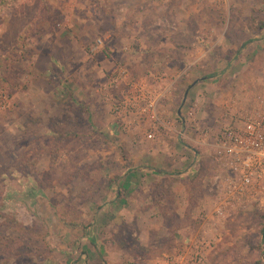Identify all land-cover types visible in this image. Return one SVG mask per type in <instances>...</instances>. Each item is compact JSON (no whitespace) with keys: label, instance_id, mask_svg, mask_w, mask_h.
<instances>
[{"label":"rangeland","instance_id":"obj_1","mask_svg":"<svg viewBox=\"0 0 264 264\" xmlns=\"http://www.w3.org/2000/svg\"><path fill=\"white\" fill-rule=\"evenodd\" d=\"M97 1L18 0L0 17V264H92L87 249L110 235L139 255L136 235L145 219L123 222L115 213L112 221L105 210L115 207L109 191L121 193L127 147L137 140L131 129H113L108 94L120 90L119 81L111 87L121 67L129 78L154 79L142 62L127 66V53L144 45L146 64L156 53L177 70L162 72L176 79L165 100L176 96L168 101L171 115L183 119L188 148L207 165L198 224L200 213L213 211L220 187L216 133L244 100L264 99V0H138L139 11L123 13L124 25L78 24ZM138 32L145 41L129 40ZM159 111L160 119L169 115ZM166 215L179 224L174 213ZM263 228L264 200L231 211L206 264H264Z\"/></svg>","mask_w":264,"mask_h":264},{"label":"crops","instance_id":"obj_2","mask_svg":"<svg viewBox=\"0 0 264 264\" xmlns=\"http://www.w3.org/2000/svg\"><path fill=\"white\" fill-rule=\"evenodd\" d=\"M127 1L129 2V0H98L99 3L89 6L88 18L78 17V24L84 21V23L88 22L90 25L99 27L106 22H110L112 26L124 25V12H127L128 15V12L130 13L135 9L139 11L138 0L132 4H128ZM172 7L175 8L176 6ZM169 34L171 35V33ZM140 35L139 32L132 33L129 40L135 37L137 41ZM164 37L165 42L175 48L171 39L166 35ZM126 38L127 36L121 40L124 41ZM140 40L145 41L146 37L141 35ZM141 48L134 54H126L127 61L125 63L128 64L127 66L131 67L130 64L132 63L135 64L134 68H138L139 63L142 62V69L146 72L149 71L148 73H151L152 76H156L158 73L162 74L163 71L171 72V74L177 71L171 69L169 60H165V56L158 57L159 55L156 53L146 64L143 60L144 57L140 54L141 52H144V56L151 54L145 50L141 51ZM185 59L186 56L183 58L182 64H184ZM188 60H190L189 56ZM111 61L108 60V62ZM190 64L191 62L185 67H189ZM175 69L177 68L175 67ZM209 79L213 78L210 77ZM151 80L154 81L153 78ZM203 83H195L194 86ZM175 97L168 101L173 103L176 100ZM168 101L164 100L159 108L162 113L165 111L169 115L165 119H161V124L153 125L160 128L157 136L151 141L148 140L149 143L146 142V134L150 125L131 122L133 129L131 128L130 132L137 139L135 145L131 144L127 147L128 158L131 163L121 171L119 182L121 193L111 189L109 191L111 202H115V207H113L112 202L105 208L106 211L110 212L112 221L115 213H122L121 221L123 222L129 218L145 219V228L137 232L136 235L138 237L136 240L143 247L140 251L141 254L130 256L128 249L114 242L112 235H110L105 244L96 247L103 255L104 263L98 260L94 246L87 249L90 259L93 261L92 264H154L163 252L172 250L183 241H187L199 229V224L195 221L194 215L199 213L201 209L200 203L203 200L201 196L203 192L201 193V191H204L206 187L207 177H204V172L207 170V165L204 161L199 163L202 153L196 154L188 148V130L184 127L183 119L178 118V113L175 117L171 115V103ZM166 105L167 108H163ZM184 140H187V143ZM152 188L153 190L156 189V194H153ZM195 190L200 191V194L195 195ZM196 199L198 203H196ZM117 201L120 204H117ZM150 203L153 204L150 205ZM152 213H157V215L152 216ZM167 213H174L179 224H169L166 220ZM109 233L112 231L110 230Z\"/></svg>","mask_w":264,"mask_h":264},{"label":"built area","instance_id":"obj_3","mask_svg":"<svg viewBox=\"0 0 264 264\" xmlns=\"http://www.w3.org/2000/svg\"><path fill=\"white\" fill-rule=\"evenodd\" d=\"M97 43L101 44V39ZM117 72L121 78L114 80L111 88L121 85L120 90L107 97L115 123L121 131L131 129L132 121L149 124L146 136L154 139L160 127L153 125L161 124L159 106L167 99L176 79L167 80L163 74H157L153 82L146 83L129 78L123 67ZM248 100L231 111L229 120L216 133L213 146L222 175L213 211L200 213L198 231L179 246L163 252L154 264H206L223 241L222 226L230 212L264 200V99L259 103Z\"/></svg>","mask_w":264,"mask_h":264},{"label":"trees","instance_id":"obj_4","mask_svg":"<svg viewBox=\"0 0 264 264\" xmlns=\"http://www.w3.org/2000/svg\"><path fill=\"white\" fill-rule=\"evenodd\" d=\"M17 1L18 0H0V17H2L5 14L7 15L8 12L13 8L14 3ZM25 27L22 29L23 31L25 30ZM23 31L20 32L19 36L21 35L22 37ZM261 234H262V241L264 243V228L261 230Z\"/></svg>","mask_w":264,"mask_h":264},{"label":"water","instance_id":"obj_5","mask_svg":"<svg viewBox=\"0 0 264 264\" xmlns=\"http://www.w3.org/2000/svg\"><path fill=\"white\" fill-rule=\"evenodd\" d=\"M188 93V90H186L185 91V95ZM116 128H117V124L115 123L114 125H113V129L116 131Z\"/></svg>","mask_w":264,"mask_h":264}]
</instances>
